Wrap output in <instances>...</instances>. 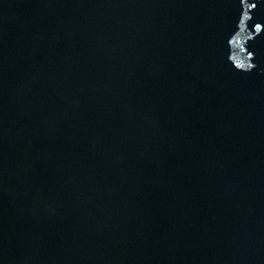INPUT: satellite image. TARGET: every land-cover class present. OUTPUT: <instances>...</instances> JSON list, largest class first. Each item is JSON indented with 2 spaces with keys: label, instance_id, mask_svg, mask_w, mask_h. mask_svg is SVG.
Returning <instances> with one entry per match:
<instances>
[{
  "label": "water",
  "instance_id": "obj_1",
  "mask_svg": "<svg viewBox=\"0 0 264 264\" xmlns=\"http://www.w3.org/2000/svg\"><path fill=\"white\" fill-rule=\"evenodd\" d=\"M0 264H264V0H0Z\"/></svg>",
  "mask_w": 264,
  "mask_h": 264
}]
</instances>
